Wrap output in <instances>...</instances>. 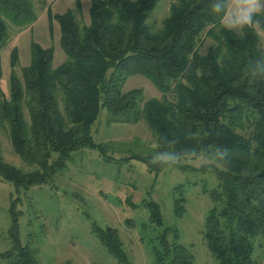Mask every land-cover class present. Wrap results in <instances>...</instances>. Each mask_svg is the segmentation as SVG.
Instances as JSON below:
<instances>
[{
    "label": "trees",
    "instance_id": "1",
    "mask_svg": "<svg viewBox=\"0 0 264 264\" xmlns=\"http://www.w3.org/2000/svg\"><path fill=\"white\" fill-rule=\"evenodd\" d=\"M159 1L92 0L88 25L76 20L80 0L62 14L48 9L66 58L58 67L53 47L31 41L29 64L18 75V51H11L8 96L0 85V131L33 170L5 162L0 148V182L16 193L47 185L82 150L118 163L112 143L92 137L101 111L107 125L144 121L159 158L130 155L120 161H138L155 178L168 168L213 175L217 186L205 190L213 203L202 231L206 249L216 264H260L253 242L264 239V0L238 31L222 25L228 0H166L172 3L168 16L154 28L148 20ZM35 21L31 0H0V52L12 29ZM202 34L212 42L205 54L198 51ZM134 75L149 80L162 99L144 100L142 89L123 92ZM198 156L209 163L182 164ZM183 191H174L176 219L184 213ZM15 207L14 199L9 247L0 253V264H37L21 241ZM145 207L149 225L159 228L148 241L154 264H195L178 229L165 225L159 205L149 199ZM94 234L117 264H132L115 229L98 226Z\"/></svg>",
    "mask_w": 264,
    "mask_h": 264
},
{
    "label": "rangeland",
    "instance_id": "2",
    "mask_svg": "<svg viewBox=\"0 0 264 264\" xmlns=\"http://www.w3.org/2000/svg\"><path fill=\"white\" fill-rule=\"evenodd\" d=\"M92 0H80L81 13L75 11L80 25L89 24ZM36 21L22 30H11V39L0 52L1 91L8 96L10 53L16 48L19 64L16 72L29 64L30 43L42 48L54 49L53 67L65 61L59 46V26L50 25L48 9L52 14L75 10L74 0H31ZM170 1L161 0L148 20L152 27H160L168 16ZM262 0H231L222 25L239 30L250 12L259 11ZM264 47V35L261 34ZM212 44L202 34L198 51L205 54ZM142 89L144 100L162 97L149 80L134 75L126 79L122 91ZM27 117V116H26ZM106 111L102 110L92 129L95 143H112V156L117 162H104L95 151L82 150L73 153L65 169L47 185L33 187L16 193L12 185L0 182V253L9 245L7 229L10 224L9 208L16 200L19 214V230L22 243L33 250L37 264H117L101 246L94 234L95 227H111L117 231L123 250L132 264H154L148 241L159 228L150 226L145 207L149 199L161 210L165 225L175 226L180 243L188 247L195 264H216L206 249L202 238L204 220L213 203L205 194L206 189L217 186L211 174L180 172L165 169L157 178L147 171L144 164L132 160L121 162L130 155L159 157L155 155V137L144 121L136 125L105 123ZM0 148L4 161L28 172L33 170L17 157L7 133L0 131ZM209 163L198 156L183 161L194 168ZM184 190V213L180 219L173 215L175 188ZM254 258L264 264V239H254Z\"/></svg>",
    "mask_w": 264,
    "mask_h": 264
},
{
    "label": "crops",
    "instance_id": "3",
    "mask_svg": "<svg viewBox=\"0 0 264 264\" xmlns=\"http://www.w3.org/2000/svg\"><path fill=\"white\" fill-rule=\"evenodd\" d=\"M230 1H231V0H228V8H227V13H228V9H229V5H230ZM260 8H261V7H260ZM259 10H260V9H259ZM257 12H258V11H257ZM227 13H226V15H227ZM250 13H251V12H250ZM250 13H249V14H250ZM249 14H248V15H249ZM225 18H226V16H225ZM225 18H224V19H225ZM223 21H224V20H223Z\"/></svg>",
    "mask_w": 264,
    "mask_h": 264
}]
</instances>
